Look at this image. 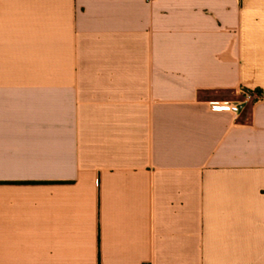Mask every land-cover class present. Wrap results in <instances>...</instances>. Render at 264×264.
<instances>
[{
  "label": "crops",
  "instance_id": "obj_1",
  "mask_svg": "<svg viewBox=\"0 0 264 264\" xmlns=\"http://www.w3.org/2000/svg\"><path fill=\"white\" fill-rule=\"evenodd\" d=\"M0 264H264V0H0Z\"/></svg>",
  "mask_w": 264,
  "mask_h": 264
},
{
  "label": "built area",
  "instance_id": "obj_2",
  "mask_svg": "<svg viewBox=\"0 0 264 264\" xmlns=\"http://www.w3.org/2000/svg\"><path fill=\"white\" fill-rule=\"evenodd\" d=\"M214 110H226L231 111L234 115H238L241 111V106L237 104H230L227 102H215L212 104Z\"/></svg>",
  "mask_w": 264,
  "mask_h": 264
}]
</instances>
